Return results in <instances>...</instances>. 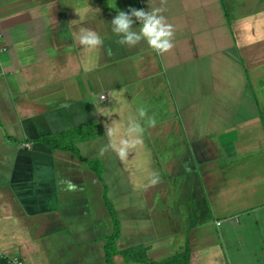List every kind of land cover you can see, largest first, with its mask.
<instances>
[{
  "label": "crops",
  "instance_id": "crops-1",
  "mask_svg": "<svg viewBox=\"0 0 264 264\" xmlns=\"http://www.w3.org/2000/svg\"><path fill=\"white\" fill-rule=\"evenodd\" d=\"M130 8L162 9L172 49L119 44L111 20ZM0 32V264H107L105 193L112 264L186 247L189 264H264V0H0ZM68 132L101 181L39 141Z\"/></svg>",
  "mask_w": 264,
  "mask_h": 264
},
{
  "label": "clouds",
  "instance_id": "clouds-1",
  "mask_svg": "<svg viewBox=\"0 0 264 264\" xmlns=\"http://www.w3.org/2000/svg\"><path fill=\"white\" fill-rule=\"evenodd\" d=\"M91 10H93L91 8ZM95 11V10H93ZM162 9H154L145 11L143 9L130 8L127 12L118 11L117 15L111 20V31L116 34L119 39L118 43L126 46H135L141 41H145L147 45L158 54H164L172 49L173 43V26L166 22V18L161 15ZM86 14V11H85ZM139 23V27H133L134 24ZM78 43L83 46L86 52H94L103 41L100 36L93 30L81 27L76 34ZM140 117L146 115L143 108L138 110ZM151 124H155V120H150ZM128 133H138L140 131L139 125L135 121L129 123L127 129ZM109 135H112L113 130L108 129ZM141 141L136 140H122L119 147V154L123 157L130 147H134ZM155 182V181H153ZM71 187V182H68Z\"/></svg>",
  "mask_w": 264,
  "mask_h": 264
},
{
  "label": "trees",
  "instance_id": "trees-1",
  "mask_svg": "<svg viewBox=\"0 0 264 264\" xmlns=\"http://www.w3.org/2000/svg\"><path fill=\"white\" fill-rule=\"evenodd\" d=\"M70 134H71V132H68V133H65L63 136L69 137ZM76 135H79L80 139L88 138V135L85 132H82L80 129H78L76 131ZM72 136L77 137L73 133H72L71 137ZM39 141L51 149H61V150L71 152L79 161L88 165V167L95 173L97 178L101 181V167H100V165L95 161H89V160L83 158L74 146H71V147H68L67 145L61 146L60 144L57 143V141L55 140L54 137H45ZM104 199H105L106 204H107V210H108L109 216L111 217L112 222H113V230H114L112 235L109 238H107V240L105 242L104 253H105L106 263L112 264V256L117 253L116 241H117L118 234H119V223H118V220H117L113 210L110 207V203L106 199V193L104 195ZM121 254L127 260L130 259V260H134L136 262H141V263H145V264H189V262H190V251H189L188 247L185 248L183 253H181L177 256L171 257V258L164 260L162 262H153V261H150L149 259H147V257L145 256V251L142 248L123 251V252H121Z\"/></svg>",
  "mask_w": 264,
  "mask_h": 264
},
{
  "label": "built area",
  "instance_id": "built-area-1",
  "mask_svg": "<svg viewBox=\"0 0 264 264\" xmlns=\"http://www.w3.org/2000/svg\"><path fill=\"white\" fill-rule=\"evenodd\" d=\"M6 50V46L3 44V35L0 32V54L3 53ZM100 100L106 101V96L102 95L100 96ZM3 259V264H23L18 258H1Z\"/></svg>",
  "mask_w": 264,
  "mask_h": 264
},
{
  "label": "rangeland",
  "instance_id": "rangeland-1",
  "mask_svg": "<svg viewBox=\"0 0 264 264\" xmlns=\"http://www.w3.org/2000/svg\"><path fill=\"white\" fill-rule=\"evenodd\" d=\"M78 130V129H77ZM76 130V131H77ZM85 129H81V131L83 132ZM88 129H86L85 131H87ZM76 131L73 133L75 136H77L78 137V135H76ZM72 132V131H71ZM74 136H72V138L71 139H74L73 138ZM55 138V140L56 141H62L61 142V144H63L64 146H66V145H69V142H72L73 143V141L74 140H71V141H68V137H64V138H60L59 136H57V137H54ZM65 140V141H64ZM95 162H97L99 165H100V162L99 161H95ZM101 167V166H100ZM110 207H111V209H113V207L110 205ZM115 214V213H114ZM113 223V222H112ZM113 232H114V230H113ZM105 244H103V246H104Z\"/></svg>",
  "mask_w": 264,
  "mask_h": 264
}]
</instances>
